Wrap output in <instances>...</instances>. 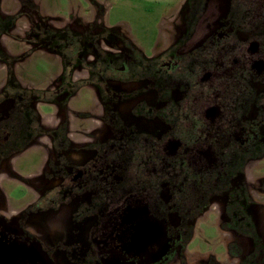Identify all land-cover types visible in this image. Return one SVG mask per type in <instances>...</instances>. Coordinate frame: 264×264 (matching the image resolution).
<instances>
[{"label":"flooded vegetation","instance_id":"af4514ba","mask_svg":"<svg viewBox=\"0 0 264 264\" xmlns=\"http://www.w3.org/2000/svg\"><path fill=\"white\" fill-rule=\"evenodd\" d=\"M209 1L187 0L179 37L152 55L101 23L88 40L34 19L32 50L61 69L49 90L0 82V264H171L210 209L264 264V0H213L201 22ZM11 27L0 17V41ZM84 87L96 113L75 124ZM5 183L29 191L18 209Z\"/></svg>","mask_w":264,"mask_h":264},{"label":"rangeland","instance_id":"374dc122","mask_svg":"<svg viewBox=\"0 0 264 264\" xmlns=\"http://www.w3.org/2000/svg\"><path fill=\"white\" fill-rule=\"evenodd\" d=\"M186 1L0 0V17L6 19L9 27L12 24L7 35L0 41L3 52L12 57L8 56L9 59L0 60V82H5L11 75L25 88L51 89L61 69V57L60 54L53 53L45 47L32 50L28 32L34 19H45L44 23L49 20L52 27L61 29L55 30L45 24V33L63 31L65 28L70 36L73 34L78 37L88 29L85 32L88 40L91 38L89 34L91 30L94 29L96 33L100 31L97 28L101 25L97 23H101L104 27L116 30L130 40L145 55H152L169 47L179 37V29L187 9ZM213 7L214 1L210 0L207 10H204V20L201 19V22L209 20L208 14L212 12ZM75 22L77 29L76 25L74 26ZM71 26L78 33L72 30ZM33 33H37V30L31 34ZM201 33L199 28L195 39L200 37ZM99 44L105 53L112 54L116 50L115 47L112 49L107 46L104 41H100ZM76 74L81 72L77 70ZM95 102V92L86 87L81 88L70 99L68 113L75 119V124L86 122L79 117L80 114L96 113ZM46 113L48 115L50 111ZM41 158V153L29 152L22 161V169L26 173L34 172ZM259 170L262 172L261 169ZM3 189L5 198L9 196L10 200L14 199V201H6L13 209H18L29 196V191L21 184L5 183ZM256 209L258 215L256 230L264 243V204H258ZM253 251L248 238L226 231L221 226L219 216L210 209L196 220L184 250L176 255L171 264H230L233 259H237L238 264L244 261L246 263L250 259L255 260L256 264H261L260 257Z\"/></svg>","mask_w":264,"mask_h":264}]
</instances>
